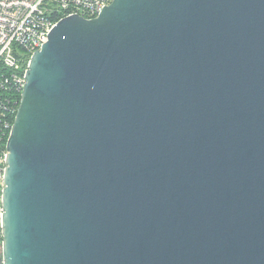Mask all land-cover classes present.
<instances>
[{"label": "water", "instance_id": "1", "mask_svg": "<svg viewBox=\"0 0 264 264\" xmlns=\"http://www.w3.org/2000/svg\"><path fill=\"white\" fill-rule=\"evenodd\" d=\"M26 80L0 264H264V0H113Z\"/></svg>", "mask_w": 264, "mask_h": 264}, {"label": "built area", "instance_id": "2", "mask_svg": "<svg viewBox=\"0 0 264 264\" xmlns=\"http://www.w3.org/2000/svg\"><path fill=\"white\" fill-rule=\"evenodd\" d=\"M113 0H0V241L3 243L2 192L11 135L32 55L64 18H97ZM14 117V119H13Z\"/></svg>", "mask_w": 264, "mask_h": 264}, {"label": "trees", "instance_id": "3", "mask_svg": "<svg viewBox=\"0 0 264 264\" xmlns=\"http://www.w3.org/2000/svg\"><path fill=\"white\" fill-rule=\"evenodd\" d=\"M13 119H14V117H13ZM0 195H1V186H0ZM0 244H2V242L0 241Z\"/></svg>", "mask_w": 264, "mask_h": 264}, {"label": "rangeland", "instance_id": "4", "mask_svg": "<svg viewBox=\"0 0 264 264\" xmlns=\"http://www.w3.org/2000/svg\"><path fill=\"white\" fill-rule=\"evenodd\" d=\"M0 250H2V244H0Z\"/></svg>", "mask_w": 264, "mask_h": 264}]
</instances>
